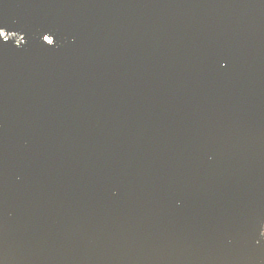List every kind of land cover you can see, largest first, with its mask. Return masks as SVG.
Returning <instances> with one entry per match:
<instances>
[{
    "label": "water",
    "instance_id": "95a60500",
    "mask_svg": "<svg viewBox=\"0 0 264 264\" xmlns=\"http://www.w3.org/2000/svg\"><path fill=\"white\" fill-rule=\"evenodd\" d=\"M0 264H264V0H0Z\"/></svg>",
    "mask_w": 264,
    "mask_h": 264
}]
</instances>
